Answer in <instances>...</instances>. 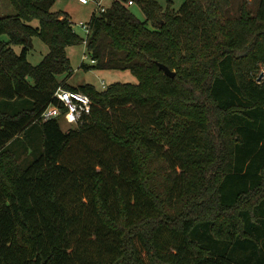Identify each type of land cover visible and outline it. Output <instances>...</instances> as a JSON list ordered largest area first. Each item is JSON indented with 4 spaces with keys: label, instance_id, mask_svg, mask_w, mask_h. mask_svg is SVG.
<instances>
[{
    "label": "trees",
    "instance_id": "1",
    "mask_svg": "<svg viewBox=\"0 0 264 264\" xmlns=\"http://www.w3.org/2000/svg\"><path fill=\"white\" fill-rule=\"evenodd\" d=\"M10 1L15 14L0 17V264H264V0L179 10L132 0L144 21L114 0L89 22L94 64L82 67L138 83L104 91L67 82V47L83 39L56 0ZM36 37L49 51L34 65ZM59 88L92 101L67 131L63 117L42 120L61 105ZM31 128L37 149L20 143Z\"/></svg>",
    "mask_w": 264,
    "mask_h": 264
},
{
    "label": "rangeland",
    "instance_id": "2",
    "mask_svg": "<svg viewBox=\"0 0 264 264\" xmlns=\"http://www.w3.org/2000/svg\"><path fill=\"white\" fill-rule=\"evenodd\" d=\"M114 0H101L100 6L109 8ZM163 7H167L171 3L174 10H179L182 4L186 0H157ZM97 1H91L89 4L84 5L79 2V0H56V3L53 6V11L65 12L71 19L73 23L74 31L84 40L86 38V31L81 25V23H89L94 14L99 15L97 12L98 9ZM131 11L142 21L145 20V15L142 9L137 6H130ZM15 14V9L10 0H0V17L7 15ZM0 40L7 41L8 36L3 35L0 37ZM83 40L76 45H71L67 47V55L70 59L71 71L72 74L70 77V83L75 86L92 84L96 87L98 91H104L108 86L115 83H138L137 77L130 71H115V70H88L82 67V65H93L94 61L91 58V55L83 42ZM17 53L22 51L21 47H15ZM48 45L39 37L34 38V49L28 54V60L34 64H39L44 56L48 53ZM67 75L60 76V80H64ZM264 77V68L260 74V79ZM103 81L106 86H103ZM76 125H69L65 121L62 122L63 130L67 131ZM40 132L38 128H31L26 134V138L23 139L20 143L29 145L33 140L35 145L33 148L37 149L39 146L37 143L39 141ZM32 143V144H33ZM33 149L30 148L27 151L23 152L20 150L19 162L23 168H26L28 161L33 157ZM34 159V158H33Z\"/></svg>",
    "mask_w": 264,
    "mask_h": 264
},
{
    "label": "built area",
    "instance_id": "3",
    "mask_svg": "<svg viewBox=\"0 0 264 264\" xmlns=\"http://www.w3.org/2000/svg\"><path fill=\"white\" fill-rule=\"evenodd\" d=\"M91 1H97L99 6L97 12L103 13L107 10L104 6H100L101 0H79V2L84 5L89 4ZM128 4L132 6L133 1L129 0ZM81 25L87 34L86 38L83 40L87 47L91 28L89 23H81ZM102 84L103 86H106L104 81ZM56 97L61 105L48 106L42 114L43 121L63 117L69 125H78L82 121L83 117L90 115L92 111V101L90 97L82 92L59 88L56 92ZM63 110H65V112H63Z\"/></svg>",
    "mask_w": 264,
    "mask_h": 264
},
{
    "label": "water",
    "instance_id": "4",
    "mask_svg": "<svg viewBox=\"0 0 264 264\" xmlns=\"http://www.w3.org/2000/svg\"><path fill=\"white\" fill-rule=\"evenodd\" d=\"M159 68L164 71V73L171 77L174 78L176 76V73L174 71H172L168 66L164 65V64H158Z\"/></svg>",
    "mask_w": 264,
    "mask_h": 264
},
{
    "label": "crops",
    "instance_id": "5",
    "mask_svg": "<svg viewBox=\"0 0 264 264\" xmlns=\"http://www.w3.org/2000/svg\"><path fill=\"white\" fill-rule=\"evenodd\" d=\"M67 82L70 83V78L67 80ZM70 84H71V83H70ZM71 85L75 86L74 84H71ZM63 121H65V120H63ZM63 121H62V122H63ZM65 122H66V121H65Z\"/></svg>",
    "mask_w": 264,
    "mask_h": 264
}]
</instances>
